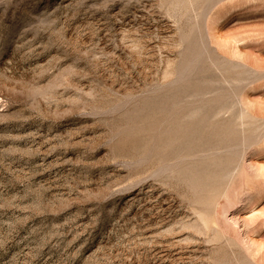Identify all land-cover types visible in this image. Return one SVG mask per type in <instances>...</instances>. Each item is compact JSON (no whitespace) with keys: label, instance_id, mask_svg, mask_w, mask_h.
Returning a JSON list of instances; mask_svg holds the SVG:
<instances>
[{"label":"rangeland","instance_id":"374dc122","mask_svg":"<svg viewBox=\"0 0 264 264\" xmlns=\"http://www.w3.org/2000/svg\"><path fill=\"white\" fill-rule=\"evenodd\" d=\"M0 264H264V0H0Z\"/></svg>","mask_w":264,"mask_h":264}]
</instances>
